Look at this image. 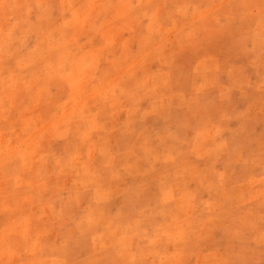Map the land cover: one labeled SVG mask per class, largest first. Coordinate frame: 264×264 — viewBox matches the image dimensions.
<instances>
[{"label": "rangeland", "instance_id": "374dc122", "mask_svg": "<svg viewBox=\"0 0 264 264\" xmlns=\"http://www.w3.org/2000/svg\"><path fill=\"white\" fill-rule=\"evenodd\" d=\"M128 98L149 149L114 150ZM118 171L154 264H264V0H0V264L122 255L91 212Z\"/></svg>", "mask_w": 264, "mask_h": 264}, {"label": "crops", "instance_id": "0c3cea01", "mask_svg": "<svg viewBox=\"0 0 264 264\" xmlns=\"http://www.w3.org/2000/svg\"><path fill=\"white\" fill-rule=\"evenodd\" d=\"M129 103L134 104L130 105L128 109H125L124 111H118L115 112V115H127L128 119L132 121L133 119H142L141 123H138L135 128L131 127L130 125L125 124L122 127H119V124H117V128H130V134L126 137H122L120 142L117 143L118 146H116V143L113 144L114 150H119L122 152H132L133 150H142L144 148L149 149L147 145H144L143 141L141 142L139 140V137L141 136L142 130H144L145 125L143 124V120L146 119L148 115V110H149V101L147 98H128L127 100ZM156 102L155 104L158 103L157 99H155ZM151 105V104H150ZM151 108L153 109L152 105ZM154 111V110H153ZM133 125V124H132ZM112 134L107 133L106 137H102V139H111ZM140 141V142H139ZM105 148V147H104ZM118 153H116L117 155ZM148 165L142 160V158H135L134 160L126 161V164L124 166L125 172L128 174L126 182L124 186L126 187V184L128 181L133 180V179H140L144 177L143 171L145 168H147ZM119 168V167H117ZM117 173L119 174V171L116 172V175L110 179H106L105 181H101V187L100 191H92L91 196L93 199H100V202L98 204L92 205V210L91 212L94 215H99L100 218H103L104 216H110L111 221L113 220V225L114 227L112 228H107L108 233H104L100 238V241L103 239H112L113 235L116 238V230L118 227L122 226L125 228V230L128 232L126 235L127 237L124 239V241L121 243L126 250L124 253H121L122 255L115 256V255H110V262H104L105 264H154L151 262V255H153V250L155 251L156 248H158L157 245V240L154 237H150V239H145V242L143 245H138L136 242L138 241V236L137 234L142 235V230L145 226L144 223H146V220L140 218L139 212H138V202L141 196L137 194H131L125 196L124 193V186L117 182L116 176ZM96 194L98 195L96 197ZM84 197L90 196L89 193H85L83 195ZM122 201L125 202L123 207H120L118 211H116L115 207V202L117 199H121ZM176 198H180L178 195L173 196V200ZM132 200V201H131ZM115 207V208H114ZM174 209V208H173ZM165 212V207H162V209L157 210V215L159 213ZM174 213L175 210H172ZM124 215L123 220L118 223L116 215ZM96 218L94 216V224H97ZM111 230L113 233H111ZM136 236V237H135ZM135 237V238H133ZM112 243L110 242L109 245ZM114 245V244H112ZM137 245V253L134 254V247ZM150 245V246H149ZM142 251H146L147 254H138L141 253ZM134 257H133V256ZM90 257L88 256H83L79 257L78 261L80 263H84L85 261H90ZM77 260V259H76ZM156 264V263H155Z\"/></svg>", "mask_w": 264, "mask_h": 264}]
</instances>
